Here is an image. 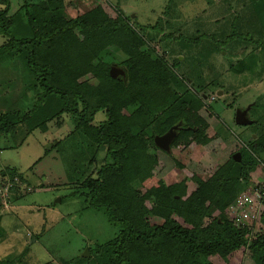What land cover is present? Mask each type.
Masks as SVG:
<instances>
[{"label": "trees", "instance_id": "1", "mask_svg": "<svg viewBox=\"0 0 264 264\" xmlns=\"http://www.w3.org/2000/svg\"><path fill=\"white\" fill-rule=\"evenodd\" d=\"M68 4L0 0V36L5 39L0 56L22 57L34 88L40 90L37 105L28 113L0 115V139L17 135L20 126L29 136L67 115L75 127L71 136L82 134L97 153L104 152L98 164L95 157L91 160L89 166L97 167L75 187L87 208L103 210L118 233L91 249L84 264H212L211 257L226 261L240 250H247L255 264H264V229L256 234L254 226H238L226 216L258 163L264 164V137L240 147L207 179L190 174L176 161L186 177L167 185L159 178L161 150L155 137L179 127L171 151L180 152L219 142L222 137L200 115L203 109L212 113L216 98L207 103L205 96L210 100L215 94L185 91L175 66L152 47L158 32L142 38L121 12L111 17L102 6L72 18ZM112 50L125 61L117 63ZM113 66L124 70V79L111 78ZM99 113L106 120L94 124ZM35 120L40 122L33 126ZM237 153L241 162L233 159ZM10 171L0 172V184L9 180L17 201L23 198L24 179ZM189 182L195 186L192 191ZM263 217L258 221L264 227ZM0 264L29 263L0 257Z\"/></svg>", "mask_w": 264, "mask_h": 264}, {"label": "rangeland", "instance_id": "2", "mask_svg": "<svg viewBox=\"0 0 264 264\" xmlns=\"http://www.w3.org/2000/svg\"><path fill=\"white\" fill-rule=\"evenodd\" d=\"M68 2L67 12L72 18L102 6L111 17L121 12L142 38L158 32L159 39L152 47L175 66L177 77L185 80V91L215 94L210 100L205 96L207 103L216 98L211 104L213 114L203 109L200 115L222 138L193 152H158L162 163L159 178L167 185L186 177L176 161L190 174L207 179L240 147L264 137V0ZM4 43L0 36V47ZM111 53L117 63L125 61L118 51ZM34 82L22 57L0 56V115L31 111L40 93ZM239 112H246L252 124L237 125ZM105 120V115L99 113L94 124ZM39 122L35 120L33 126ZM20 127L17 135L0 139V172L16 171L24 179L20 187L23 198L17 201L12 198L9 180L5 186L0 184V257L22 258L34 264L38 249H43L51 257L45 264H84L87 250L90 254L91 249L106 244L118 233L103 210L87 208L81 191L75 187L93 172L105 154L97 153L84 135L71 136L75 127L67 115L48 123L45 129H34L29 136L25 135L27 128ZM94 157L96 167H90ZM251 176L239 197L253 195L248 189L252 191L258 183H264V164L258 163ZM188 186L190 191L195 189L191 182ZM254 198L258 200L256 195ZM247 211L230 207L226 216L238 226H254L257 234L264 229L258 221L264 216L263 209L253 206ZM77 242L80 247H74ZM209 260L212 264H255L247 250L234 253L226 261L218 256Z\"/></svg>", "mask_w": 264, "mask_h": 264}, {"label": "water", "instance_id": "3", "mask_svg": "<svg viewBox=\"0 0 264 264\" xmlns=\"http://www.w3.org/2000/svg\"><path fill=\"white\" fill-rule=\"evenodd\" d=\"M221 1V0H219ZM110 76L112 79H118L120 77L124 78L126 76L125 72L119 68H117L116 66H113L110 70ZM247 114L246 112L244 113H238L237 117H236V124L239 126H247V125H251L252 122H249L247 119ZM179 127H174L172 128L167 134H165L164 136L161 137H155L154 139V144L155 146L165 152V153H170L171 152V144L174 141V139L176 138V132L178 130ZM234 161L236 162H241V154L237 153L233 156ZM83 257L88 258L90 257L89 251L87 250L85 252V254L83 255Z\"/></svg>", "mask_w": 264, "mask_h": 264}, {"label": "built area", "instance_id": "4", "mask_svg": "<svg viewBox=\"0 0 264 264\" xmlns=\"http://www.w3.org/2000/svg\"><path fill=\"white\" fill-rule=\"evenodd\" d=\"M214 100V99H212ZM11 186L9 187L10 190ZM249 192H252L253 195L249 194L248 196H244V198L239 197L235 204H233L231 207H244L245 211L248 213V209H252L253 206H258V210L262 208L264 200V183H258L257 187L255 189H248ZM3 192V191H2ZM1 194V193H0ZM254 195L258 198V200H255ZM2 198V195L0 196ZM3 199V198H2ZM243 217V216H242ZM247 217V216H246ZM236 219V218H235Z\"/></svg>", "mask_w": 264, "mask_h": 264}, {"label": "clouds", "instance_id": "5", "mask_svg": "<svg viewBox=\"0 0 264 264\" xmlns=\"http://www.w3.org/2000/svg\"><path fill=\"white\" fill-rule=\"evenodd\" d=\"M74 247H80L79 243L77 242ZM49 259H51V257L48 256L47 252H45L43 249H38V255L36 257V260L34 261V264H45V262Z\"/></svg>", "mask_w": 264, "mask_h": 264}]
</instances>
